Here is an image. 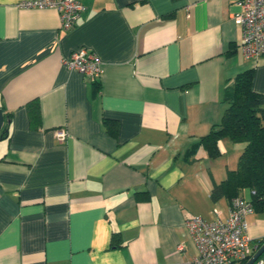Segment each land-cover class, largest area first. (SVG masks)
I'll use <instances>...</instances> for the list:
<instances>
[{
	"label": "crops",
	"instance_id": "1",
	"mask_svg": "<svg viewBox=\"0 0 264 264\" xmlns=\"http://www.w3.org/2000/svg\"><path fill=\"white\" fill-rule=\"evenodd\" d=\"M22 1L0 0V264L189 262L186 216L227 218L212 182L244 144L220 140L216 159L187 152L221 121L238 74L253 70L264 95V55L242 56L241 0H78L68 31ZM81 48L99 60L97 80L63 65ZM247 224L255 251L264 213Z\"/></svg>",
	"mask_w": 264,
	"mask_h": 264
},
{
	"label": "built area",
	"instance_id": "2",
	"mask_svg": "<svg viewBox=\"0 0 264 264\" xmlns=\"http://www.w3.org/2000/svg\"><path fill=\"white\" fill-rule=\"evenodd\" d=\"M242 11L234 17V22L242 30L241 51L245 60H257L264 55V0H241ZM21 9H51L57 12L60 29L73 28L84 11L78 0H27L18 4ZM63 65L81 75L97 80L101 73L99 60L85 48L63 59ZM58 141L63 142L66 133H55ZM254 213L249 199L239 195L230 201L227 218L221 219L220 212L213 210L215 218L206 220L202 216L187 214L185 228L195 248V256L185 264H239L257 251L251 249L248 237L247 217ZM178 251L184 249L178 246ZM253 264H264L260 256Z\"/></svg>",
	"mask_w": 264,
	"mask_h": 264
},
{
	"label": "trees",
	"instance_id": "3",
	"mask_svg": "<svg viewBox=\"0 0 264 264\" xmlns=\"http://www.w3.org/2000/svg\"><path fill=\"white\" fill-rule=\"evenodd\" d=\"M252 80L253 70H248L238 74L229 83L224 91L226 108L221 121L213 125L209 133L201 137L187 153L192 155L198 148H203L210 159H216L221 154L218 148L220 140L244 144L236 168L227 171L225 179L220 183L212 182L210 198L213 202L220 199L230 202L248 191L254 212L261 214L264 213V95L253 91ZM95 85L97 91L98 82ZM39 116V104L34 101L31 121H37ZM263 243L264 239L257 241V249ZM119 245L113 235L110 247L116 248ZM247 260L239 264H245Z\"/></svg>",
	"mask_w": 264,
	"mask_h": 264
},
{
	"label": "water",
	"instance_id": "4",
	"mask_svg": "<svg viewBox=\"0 0 264 264\" xmlns=\"http://www.w3.org/2000/svg\"><path fill=\"white\" fill-rule=\"evenodd\" d=\"M3 124V113L0 110V129ZM264 254V243L260 246V248L257 249V251L254 252V254L247 260L245 264H253L256 259H258L260 256Z\"/></svg>",
	"mask_w": 264,
	"mask_h": 264
}]
</instances>
